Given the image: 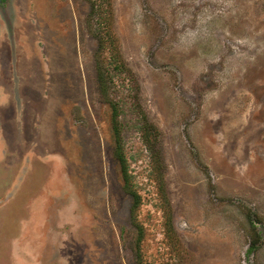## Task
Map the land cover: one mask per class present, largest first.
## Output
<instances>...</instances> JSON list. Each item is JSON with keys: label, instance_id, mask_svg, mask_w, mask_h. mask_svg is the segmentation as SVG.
<instances>
[{"label": "rangeland", "instance_id": "1", "mask_svg": "<svg viewBox=\"0 0 264 264\" xmlns=\"http://www.w3.org/2000/svg\"><path fill=\"white\" fill-rule=\"evenodd\" d=\"M0 264H264V0H0Z\"/></svg>", "mask_w": 264, "mask_h": 264}, {"label": "trees", "instance_id": "2", "mask_svg": "<svg viewBox=\"0 0 264 264\" xmlns=\"http://www.w3.org/2000/svg\"><path fill=\"white\" fill-rule=\"evenodd\" d=\"M115 132H116V135L118 137L119 136L118 127H115ZM117 157H118V161L121 164L123 179L125 181V186H126L127 190L129 191V193L132 197L131 214H132V216H134L135 211L138 209V207L140 205L141 197L130 188V175L128 173V170L126 169V166H125L126 161H125L124 157L121 156L120 154H117Z\"/></svg>", "mask_w": 264, "mask_h": 264}]
</instances>
